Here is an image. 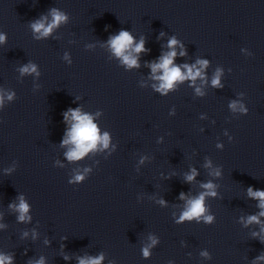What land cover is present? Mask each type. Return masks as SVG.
<instances>
[{
    "label": "water",
    "instance_id": "1",
    "mask_svg": "<svg viewBox=\"0 0 264 264\" xmlns=\"http://www.w3.org/2000/svg\"><path fill=\"white\" fill-rule=\"evenodd\" d=\"M52 9L67 19L41 36L32 24L47 26ZM121 30L133 48L144 42L138 66L111 48ZM0 36V256L264 264V216L248 194L264 191V0H0ZM173 38L182 73L208 64L162 93L151 65ZM69 109L91 116L108 146L70 161ZM202 193L205 212L181 221Z\"/></svg>",
    "mask_w": 264,
    "mask_h": 264
},
{
    "label": "clouds",
    "instance_id": "2",
    "mask_svg": "<svg viewBox=\"0 0 264 264\" xmlns=\"http://www.w3.org/2000/svg\"><path fill=\"white\" fill-rule=\"evenodd\" d=\"M52 21L47 26L43 20L36 21L32 24V28L35 32L40 33L41 36H48L53 28L57 27L61 22L65 21L67 17L62 14L61 12L57 11L56 9H52ZM4 37L0 36V41H3ZM109 43L111 45L112 50L114 51L115 55L118 57H122L123 62L127 64L129 67L138 66L137 65V57L133 55V53H140L144 50V42L143 40L140 43L136 44L133 48V37L128 31L121 30L118 35H115L110 38ZM177 44L175 38L169 41V48L173 50L164 54L160 57L159 63H153L151 65V71L153 74L157 73L158 71H162V75L155 76V79L160 81L158 91L162 93L168 89H172L174 83L176 81H184L187 78H191L194 82L197 77L202 76V69L207 66L208 61L202 60L197 61L200 65V68H196L195 65L189 66L185 64L183 67L186 69V72L181 71V67L173 64V58L177 55L176 51L174 50V46ZM181 55H184L181 52ZM36 66L35 65H27L21 69L22 73H29L35 72ZM212 84L214 86H219V73L217 76L212 80ZM200 90L197 89V92ZM11 99V97H9ZM233 109H235L236 105L233 103L231 105ZM71 113V119L75 121L72 124L71 129L67 132V139L63 141V144L71 143L74 145L67 152V158L72 160H79L80 158L84 157L90 150L94 149L97 146L98 141H101L104 147L108 146V134L105 133L101 139L98 133V128L91 116L85 114L81 115L79 109H69ZM65 120H68V113H65ZM219 173H217L218 175ZM195 177V170H193V174L187 177L188 181L193 180ZM83 177L76 176L75 180L79 181ZM202 187L211 190L213 185L211 183L204 184ZM207 194L215 196L216 193L213 191H209ZM248 194L250 197L254 199H258L260 201L258 207L261 209L259 216H264V191L256 190L253 191L252 188L248 189ZM184 194L181 193V198H183ZM205 194L202 193L199 197L191 199L188 201V206L185 211H183L180 220L183 221L185 219L191 220L193 217H200L204 212L205 208L203 205ZM11 207V205H10ZM16 210L20 213L18 219L20 221H24L25 219H30L27 217L26 214L28 213L29 207L21 198L20 203L18 206H15ZM259 216L252 215L247 218L248 223H259ZM206 222H211V216L204 217ZM264 230V229H262ZM27 235V233H25ZM255 235V234H254ZM155 243V240L153 241ZM144 256L147 257L149 255L148 248L143 250ZM67 259V257H65ZM103 259L102 256L97 258H87V259H80L79 264H101V260ZM257 260H264V256L257 257ZM0 264H12V257L10 256H0ZM37 264H43V260L38 261Z\"/></svg>",
    "mask_w": 264,
    "mask_h": 264
}]
</instances>
